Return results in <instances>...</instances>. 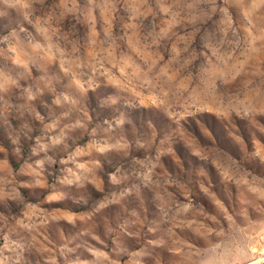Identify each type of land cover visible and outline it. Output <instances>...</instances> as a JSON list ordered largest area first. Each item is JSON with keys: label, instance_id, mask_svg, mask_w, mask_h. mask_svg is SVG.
<instances>
[{"label": "rangeland", "instance_id": "rangeland-1", "mask_svg": "<svg viewBox=\"0 0 264 264\" xmlns=\"http://www.w3.org/2000/svg\"><path fill=\"white\" fill-rule=\"evenodd\" d=\"M264 259V0H0V264Z\"/></svg>", "mask_w": 264, "mask_h": 264}, {"label": "built area", "instance_id": "built-area-1", "mask_svg": "<svg viewBox=\"0 0 264 264\" xmlns=\"http://www.w3.org/2000/svg\"><path fill=\"white\" fill-rule=\"evenodd\" d=\"M249 264H264V259L263 260H256V261L251 262Z\"/></svg>", "mask_w": 264, "mask_h": 264}]
</instances>
